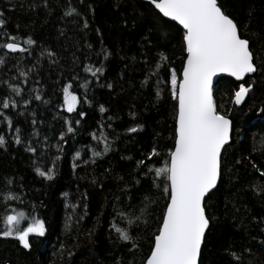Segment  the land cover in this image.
I'll return each mask as SVG.
<instances>
[{"label": "trees", "instance_id": "obj_1", "mask_svg": "<svg viewBox=\"0 0 264 264\" xmlns=\"http://www.w3.org/2000/svg\"><path fill=\"white\" fill-rule=\"evenodd\" d=\"M149 1L0 0L6 21L0 28V100L17 102L15 108H0V134L6 139L0 146V230L5 211L11 209L43 219L46 229L44 236L30 234L28 249L15 237H0V263L116 264L122 258V264H143L149 254L166 196L163 178L148 169L162 167L174 146L176 101L165 81H170L172 68L181 74L186 59L183 29ZM221 3L249 39L258 71L243 83L252 87L241 106L235 103L241 84L232 78H221L214 91L218 111L233 121V133L222 154L220 183L206 198L214 219L201 261L264 264V0ZM69 6L77 12L66 16ZM6 34L15 39H6ZM29 37L34 45H27ZM7 42L28 51L11 53L3 47ZM102 50L110 53L107 59ZM161 53L166 61L160 60ZM102 61L104 72L98 79L85 71V66L101 67ZM155 71L159 76L146 79ZM69 81L81 100L72 113L61 107L62 89ZM85 83L86 88L80 86ZM9 85H18L20 93ZM4 117L13 121L11 127ZM65 119L80 120L73 123V133H67ZM137 125L136 132L128 131ZM16 127L20 144L15 143ZM93 134L106 137L111 151L93 158L92 152L104 146ZM29 146L37 151L29 152ZM153 148L159 155L149 160ZM139 160L146 164L137 167ZM53 166L52 180L36 172ZM145 207L147 215L138 226L118 217L130 209L139 216ZM114 221L130 229L139 250L129 251L131 243L118 239Z\"/></svg>", "mask_w": 264, "mask_h": 264}, {"label": "snow or ice", "instance_id": "obj_2", "mask_svg": "<svg viewBox=\"0 0 264 264\" xmlns=\"http://www.w3.org/2000/svg\"><path fill=\"white\" fill-rule=\"evenodd\" d=\"M150 3L164 17H169L182 25L186 59L182 73L178 76L177 71L172 68L169 70L170 81H165L166 84L170 83V94L176 101L175 139L174 146L168 150L162 167L148 169L149 172L154 170L155 178H163L162 191L166 196V204L159 218V225L153 234L149 254L146 255L143 264H202V245L214 219L208 214L206 197L217 187L221 179L222 150L231 139L233 127V121L217 109L213 96V78L220 73H227L240 80L247 74L256 73L258 69L254 63L249 39L244 37L238 22L226 11L221 0H150ZM76 12L74 7L69 6L65 15L70 16ZM2 17L3 14L0 13V28L6 24ZM84 27H87V21L84 22ZM6 39L14 40L15 38L6 34ZM26 43L31 46L36 41L29 37ZM3 47L12 52L28 51L17 42H7ZM48 54L55 55L51 52ZM102 54L105 59L110 55L104 50ZM160 60L166 61L167 57L161 53ZM0 63H3L2 59ZM101 65V67L85 66V71L98 79V74L104 72L103 61ZM161 67V63L156 64V69ZM152 74L159 76V72L155 71L146 79ZM22 75L27 74L22 73ZM9 86L13 93H20L21 89L18 85ZM80 86L86 88L87 83ZM107 86L112 88L111 84ZM251 87L252 85L247 87L244 84L240 85L239 90L235 92L236 104L244 100ZM72 89L71 81L62 89L61 107L66 108L68 113L76 111L77 105L81 102L80 97ZM159 95L157 91V96ZM35 99L40 100L41 96L37 93ZM29 103V100L24 101L25 105ZM16 106L17 102L8 97L0 100L2 109ZM100 110L105 111L103 106ZM2 115L0 113V116ZM78 115L84 117L86 113L79 112ZM4 119L11 127L13 121L8 117ZM73 123L78 125L80 120L73 122L65 119L67 133L75 131ZM138 127L140 126L129 128L128 131L136 132ZM15 131V143L20 144L22 143L21 130L16 127ZM64 136L65 133L61 132L60 139L64 140ZM93 139L98 142L101 139L104 140L102 151H93V158L102 157L111 151V145L106 137L103 135L97 137L93 134ZM5 144V136L0 134V146ZM27 150L33 153L37 151L31 146ZM75 155L80 157L81 153L77 151ZM158 155L157 150L153 148L149 154V160ZM92 163H96V160L92 159ZM136 164L140 167L146 162L139 160ZM72 167L75 169L77 164L73 163ZM36 172L39 176L52 180L55 175V166L47 171L37 168ZM156 186L159 187V184ZM18 198L13 197V199ZM5 199L8 198L5 197ZM139 212L140 215L137 216L135 209H130V214L121 212L118 213V217L121 221L127 219L129 226H138L141 218L147 215L146 207L139 209ZM28 219L30 222L24 226L22 221ZM3 225L0 237H15L25 249L31 247L30 234L44 236L46 230L43 219L37 216L26 217L24 211L15 209L5 211ZM111 227L118 233L119 240L131 243L129 251L139 250V243L131 235L130 229L118 227L115 221ZM229 254L239 262L240 257L236 253ZM116 264H122V258H118Z\"/></svg>", "mask_w": 264, "mask_h": 264}, {"label": "water", "instance_id": "obj_3", "mask_svg": "<svg viewBox=\"0 0 264 264\" xmlns=\"http://www.w3.org/2000/svg\"><path fill=\"white\" fill-rule=\"evenodd\" d=\"M150 2V1H149ZM154 6V5H153ZM155 8V7H154ZM157 11H159L158 9H156ZM162 14V13H161ZM163 15V14H162ZM165 18H167L168 20H171V18H169V17H165ZM171 21H173V20H171ZM173 22H175V23H177L178 24V22H176V21H173ZM179 25V24H178ZM182 29H183V27H182V25H179ZM21 45V44H20ZM22 46V45H21ZM23 47V46H22ZM8 50V49H7ZM9 52H11V53H17V52H20V51H17V52H12L11 50H8ZM255 73H252V74H247L244 78H242V79H240V80H238V79H236L235 77H231L229 74H227V73H220V74H218L216 77H214L213 78V83H214V90H213V96H214V91L218 88V81L221 79V78H223V77H229V78H232L233 80H235L236 82H238V83H240V84H243L244 82H245V80L247 79V77H249V76H253ZM247 97H248V94L245 96V98H244V100L240 103V104H237L238 106H241L244 102H245V100L247 99ZM229 118V117H228ZM230 119V118H229ZM231 120V119H230ZM232 131H233V127H232ZM232 131H231V139H230V141H229V143L225 146V148L231 143V141H232ZM224 148V149H225ZM224 149L222 150V154H223V151H224ZM219 183H220V180L218 181V184H217V187H218V185H219ZM216 187V188H217ZM215 188V189H216ZM214 189V190H215ZM214 190H212L211 191V193L214 191ZM208 197V196H207ZM206 197V198H207ZM207 234V233H206ZM202 247H203V245H202ZM0 264H3V263H0ZM5 264H9V263H5Z\"/></svg>", "mask_w": 264, "mask_h": 264}, {"label": "bare ground", "instance_id": "obj_4", "mask_svg": "<svg viewBox=\"0 0 264 264\" xmlns=\"http://www.w3.org/2000/svg\"><path fill=\"white\" fill-rule=\"evenodd\" d=\"M159 12V11H158ZM160 13V12H159ZM161 14V13H160ZM162 15V14H161ZM163 16V15H162ZM167 19V18H166ZM177 24V23H176ZM183 70V69H182ZM182 73V72H181ZM248 78V77H247ZM246 87V86H245ZM237 105V104H236ZM238 106V105H237ZM227 117H229V116H227ZM230 118V117H229ZM231 119V118H230ZM232 120V119H231ZM232 133H233V131H232Z\"/></svg>", "mask_w": 264, "mask_h": 264}, {"label": "rangeland", "instance_id": "obj_5", "mask_svg": "<svg viewBox=\"0 0 264 264\" xmlns=\"http://www.w3.org/2000/svg\"><path fill=\"white\" fill-rule=\"evenodd\" d=\"M66 109V108H65Z\"/></svg>", "mask_w": 264, "mask_h": 264}]
</instances>
